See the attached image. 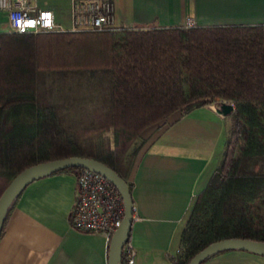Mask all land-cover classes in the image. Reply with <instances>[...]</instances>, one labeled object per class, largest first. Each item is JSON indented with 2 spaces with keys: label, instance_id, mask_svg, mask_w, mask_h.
I'll use <instances>...</instances> for the list:
<instances>
[{
  "label": "trees",
  "instance_id": "16d2710c",
  "mask_svg": "<svg viewBox=\"0 0 264 264\" xmlns=\"http://www.w3.org/2000/svg\"><path fill=\"white\" fill-rule=\"evenodd\" d=\"M223 101L233 111L222 155L174 264L223 239L264 242V24L0 33V194L25 168L71 156L105 164L131 194L140 134Z\"/></svg>",
  "mask_w": 264,
  "mask_h": 264
},
{
  "label": "crops",
  "instance_id": "0c3cea01",
  "mask_svg": "<svg viewBox=\"0 0 264 264\" xmlns=\"http://www.w3.org/2000/svg\"><path fill=\"white\" fill-rule=\"evenodd\" d=\"M71 24V0H30ZM114 27L264 24V0H114ZM68 27V29H69ZM8 32L0 10V33ZM145 129L130 180L133 183L129 242L134 264H174L179 236L194 197L206 186L222 155L225 119L215 105L174 113ZM76 175L59 173L30 182L10 210L0 236V264H108L109 241L75 230L70 213ZM203 264H264L241 250L222 252Z\"/></svg>",
  "mask_w": 264,
  "mask_h": 264
},
{
  "label": "built area",
  "instance_id": "2783aa9c",
  "mask_svg": "<svg viewBox=\"0 0 264 264\" xmlns=\"http://www.w3.org/2000/svg\"><path fill=\"white\" fill-rule=\"evenodd\" d=\"M70 27L65 29L55 23L54 13L47 8H37L30 0H0V10L5 12L8 31H107L114 27V0H71ZM184 26H195L188 18ZM226 102V101H224ZM232 107L233 103L227 101ZM77 197L70 221L80 232L100 233L107 241L120 226L124 205L115 186L104 176L82 169L76 175ZM133 218V217H132ZM135 263V250L130 242L125 247L124 264Z\"/></svg>",
  "mask_w": 264,
  "mask_h": 264
},
{
  "label": "water",
  "instance_id": "95a60500",
  "mask_svg": "<svg viewBox=\"0 0 264 264\" xmlns=\"http://www.w3.org/2000/svg\"><path fill=\"white\" fill-rule=\"evenodd\" d=\"M215 111L221 115H229L233 107L227 102H221ZM70 167L82 168L94 171L108 179L122 197L124 211L120 226L113 232L109 240L107 259L108 264H121L122 248L128 238L132 224L133 201L128 185L115 171L105 164L91 158L71 156L65 159H57L38 163L25 168L18 173L0 194V233L9 205L22 192L30 182L41 177L48 176L59 170ZM226 250H241L264 257V242L253 240L230 238L213 242L196 253L187 264H201L209 256Z\"/></svg>",
  "mask_w": 264,
  "mask_h": 264
},
{
  "label": "rangeland",
  "instance_id": "374dc122",
  "mask_svg": "<svg viewBox=\"0 0 264 264\" xmlns=\"http://www.w3.org/2000/svg\"><path fill=\"white\" fill-rule=\"evenodd\" d=\"M55 23L58 24L60 27L65 28V29H68V27H69V26H68L69 23H68V19H67V18H64V19L59 20V21H56V20H55ZM218 105H219V104H217V106H218ZM215 108H216V106H215ZM173 116H175V115L173 114ZM173 116H171L169 119L173 118ZM229 125H230V116L227 115V116H226V119H225V128H226V130L229 128ZM108 135L111 136V133H109Z\"/></svg>",
  "mask_w": 264,
  "mask_h": 264
}]
</instances>
